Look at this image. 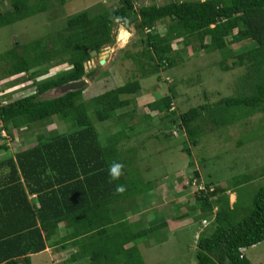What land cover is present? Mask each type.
Here are the masks:
<instances>
[{
  "label": "trees",
  "instance_id": "16d2710c",
  "mask_svg": "<svg viewBox=\"0 0 264 264\" xmlns=\"http://www.w3.org/2000/svg\"><path fill=\"white\" fill-rule=\"evenodd\" d=\"M4 1L9 6L6 10L1 9ZM48 10V0H0V28ZM159 22L166 24L164 34L152 32ZM117 23L146 33L141 51L142 57L147 58L145 62L129 49L125 50V58L140 64V77L159 73L160 67L174 66L177 60L172 55V43L178 39L186 46L193 40L198 41L199 51L221 52L220 67L224 71L237 66L247 69L239 94L223 96L178 114L173 106L176 93L170 87L169 94L150 104L163 115L160 121L161 126L164 125L161 127L164 137H170L176 129L185 136L186 142L198 145L205 131L204 122L222 127L238 120L246 122L250 115L264 112V0H184L139 7L134 0H118L116 6L98 14L82 10L71 15L66 26L53 34L15 44L0 55L9 65L3 78L29 72L36 90L14 100L0 96V133L5 131L14 138L22 127L29 129L56 122L63 130L39 134L36 140L42 143L19 152L17 163L11 158L0 162V264H33L31 254L46 249L62 221L86 226L82 230H72L66 235L68 239L88 233L101 237V241H96L95 236L93 239L87 236L92 240L87 245L91 259L85 264H146L140 242L166 225L128 230V222L122 217V202L117 210L120 215L116 214L118 219L114 220L105 215L110 207L104 195L101 194L97 201L90 200L87 195H73L77 184L85 181L90 184L92 175L100 178L102 193L107 190L106 181L108 188L113 187L111 194L116 203L125 199L126 193H138L140 188L139 192L144 191L142 179L130 169L131 159L118 148L128 137L123 122L126 115L118 111L131 103L125 95L141 91L140 79L108 88L90 99L84 97L86 87L53 98H41L45 92L64 83L93 76L97 68L87 71L86 64L105 46L115 42L113 29ZM230 44H240L242 49L233 53ZM230 57L235 58L231 64L228 63ZM53 62L67 63L69 68L40 80ZM90 111L102 123L118 119L120 130L102 141ZM237 144L240 146L241 140ZM184 147L192 157L190 147ZM113 162L124 166L123 175L110 182L108 169ZM194 173L200 183L199 171ZM255 178L244 174L237 177L236 185ZM120 185L126 189L123 194L116 193ZM32 194L37 195L36 201L30 200ZM195 197L196 219L215 215L212 225L198 236L196 264H255L244 251L264 241V186L254 193L249 213L239 220L241 200L238 197L231 205L229 195L214 182L207 183L206 190L196 192ZM77 200L81 202L79 208L75 205ZM113 222L112 234V227L107 228V225ZM125 243L132 245L124 249ZM74 257L75 260L83 258L79 254Z\"/></svg>",
  "mask_w": 264,
  "mask_h": 264
},
{
  "label": "rangeland",
  "instance_id": "374dc122",
  "mask_svg": "<svg viewBox=\"0 0 264 264\" xmlns=\"http://www.w3.org/2000/svg\"><path fill=\"white\" fill-rule=\"evenodd\" d=\"M134 1L135 5L139 7L152 3L160 5L171 1L184 0ZM117 3L118 0H48V11L0 28V55L14 47L15 44L29 43L36 38L63 29L66 26L67 19L82 10H89L91 15H94L116 6ZM7 8L9 6L4 1L1 9L6 10ZM155 31L164 34L166 32L165 22L157 23L152 32ZM113 33L115 34V42L105 46L99 55L86 64L87 71L94 67H103V70L98 69L100 74L95 73L93 76L86 78L89 81L84 86L86 87L84 90L86 99L99 95L108 88H115L118 85L126 84L130 80L139 78L144 93L150 92L147 87L152 88L151 91L153 94L155 93L153 99L169 94L170 87H173L176 93L173 106L178 114L205 102L212 103L223 96L237 95L241 92L240 86L247 71L246 67L237 66L233 70L224 71L220 67V61L223 58L222 53L219 51H199V42L194 40L189 46L184 45L180 39L174 40L172 55L177 60L176 64L172 67H160L159 73L143 79L140 77V64L133 62L131 58H125V50L129 49V52L145 62L147 58L146 56L142 57L141 51L145 46L142 40L146 38V33L144 35L133 26L128 28L118 23L115 24ZM122 35H125L123 39L121 38ZM229 47L233 50V53H237L242 49L240 44H230ZM101 59L105 60L104 64H100ZM234 59V57H230L228 63L231 64ZM3 60L0 58V77L2 78L0 80V96H5L7 100H14L34 93L36 88L29 79V72L3 78L5 70H8L9 67L8 61ZM68 68L67 63L53 62L49 72L39 79L49 78ZM58 87L45 92L41 95V98H53L63 94ZM134 96L138 95L135 94L132 97ZM137 99L141 100L143 104L148 101L147 95H140L136 98V101ZM146 107L148 110V105ZM89 113L95 126L100 127V130H102L106 122H99L91 111ZM152 113L163 116L156 109ZM244 122L238 120L231 125L222 127H213L212 123L204 122L205 131L200 136L198 145L186 142L185 136L178 133L176 129H174L176 133L172 131L170 137H164L162 129L164 125L159 128V131H161L159 134L153 133L145 149L140 150L141 154H148V159L154 165V169H151L152 173L167 176L172 171L175 173L178 168L182 169L184 165L186 166L185 170H178L177 175L175 174V177H179V187L175 186L174 188L179 190L174 197L171 198L168 191L167 194L164 192L161 195L150 196L149 200L151 202H162L159 207L161 210L158 211L159 214H165L168 219H176L175 212L177 211L173 208V203L177 202L179 208H188L197 203L195 195L198 188L194 186V183L195 180L197 182L198 177L193 173L194 170H198L200 173V184L206 185L209 182H214L216 187L223 188L225 194L229 195L231 205L239 197L242 206L238 209L237 220L249 213L248 209L252 204L254 193L264 186V112L254 113L246 119L245 124ZM118 125H115L116 129ZM166 127L167 131L168 126L166 125ZM22 128L17 130L16 136L19 138L17 143L33 141L37 133L48 135L51 131L63 130V126L58 125L57 122L42 127ZM109 131H112V128H109ZM107 135L102 130L100 139L105 140ZM2 139L5 138L2 137ZM7 140L12 142L10 138H7ZM239 140L242 142L240 146L237 144ZM137 142L138 140H136ZM158 145L163 149L155 153V148ZM185 145L190 147L192 157L185 151ZM133 166L139 170L137 164L131 165V170ZM244 174H251L256 178L249 183L236 185L237 177ZM180 183L183 184L181 188ZM140 202L142 201H138V203ZM217 208L216 206L214 212ZM178 211L180 210L178 209ZM147 216L149 220L154 215L148 212ZM214 216L199 220L194 216V221L189 219V226L183 229H179L178 221L175 220L172 221L173 224H170L168 229L154 230L152 237L149 235L143 239L146 240V243L141 250L146 264H196L198 236L212 225ZM203 219H207L206 224L203 223ZM177 220L183 221V218ZM161 232L164 235H161ZM163 236L165 237L163 238ZM244 253L253 263L264 264V241L246 248Z\"/></svg>",
  "mask_w": 264,
  "mask_h": 264
},
{
  "label": "crops",
  "instance_id": "0c3cea01",
  "mask_svg": "<svg viewBox=\"0 0 264 264\" xmlns=\"http://www.w3.org/2000/svg\"><path fill=\"white\" fill-rule=\"evenodd\" d=\"M96 68H97L96 73L98 74H100V71H98V69L103 70L102 69L103 67H100V68L96 67ZM146 77H149V76H146ZM146 77H141V78L144 79ZM140 82H141V79H140ZM118 86H121V85H118ZM141 87H142V84H141ZM147 89L150 90V92L144 93V91L141 89V91L139 92L140 94L136 93V95L138 96L132 97L135 94L125 95L124 97L131 100V103L128 106L118 111V114L121 113L122 115L124 114L126 115L123 122L125 126L127 127L126 132L128 134V137L124 138L119 143L118 148L122 151L124 156L129 157L131 159V165H135V164H137V166L139 165V170L135 169V167L133 166L132 171L136 173L139 178L142 179L144 183V186L142 188L144 189V191L139 192L141 189L140 188L138 193H134V194L126 193L127 196L125 199H123L124 201L122 200L116 203V201L113 200L114 195L111 194L113 192V187L110 186V188H108L109 186L106 181L107 190L105 189V193H102L103 189L100 186V182H101L100 178L92 175V178H91L92 180H90V184L88 185V183H85L86 181L83 184L81 183L77 184L78 186L74 188L73 190V195L74 194H76L77 196L87 195L90 197L89 198L90 200L94 199L95 201H97L98 198L100 199L101 194L102 196L104 195L103 198H105L107 202V206L110 207V210L107 211V214L105 215L106 217H110L114 220H115V217L118 219V216L116 214L119 213L117 212V210H118V207H120L119 204L122 202L121 206L123 210L121 211L124 214L122 215V217H124V220L128 222L129 228H126L128 230L129 229L138 230L141 228H153V227L156 228L158 225L166 223V225L163 228L156 229L158 231H161L163 229H168L169 225L173 224L172 221H175V220L176 222L178 221V224L180 226L179 229H183L184 227L189 226L188 224L189 219L194 221L195 219L194 216H196L198 213V210L195 209V204L191 205L188 208H179L178 207L179 205L177 202L173 203L172 206L177 211L175 212L176 219H173V218L168 219V216H165V214L158 213V211H161L159 207L160 205H162V202H151V200H149L150 196L158 195V194L161 195L164 192L165 194H167V191L169 193V196H171V198L174 197L178 193V190H179L177 188H174L175 186L179 187V184H178L179 177L178 176L175 177V174L178 172V170L179 171L185 170L186 166L184 165L182 169L178 168L177 172L175 173L172 171L171 174L167 176L164 174H158V173L154 174L151 171V169H154V165H152L151 161L148 159V156H147L148 154H145V153L141 154L140 150L145 149V146L147 145L148 140H150L149 138L152 137L153 133L159 134L161 132L159 131V128L162 127L161 121H160V115L158 114L154 115L152 113L154 109L150 107V104L155 102V100H158L160 97H158L157 99H153V95L155 93L153 94V92L151 91L152 90L151 87H147ZM140 95H144V96L147 95L148 101L146 102V104H143V102H141V100H138V99L136 101V98L140 97ZM147 105H148V110L146 107ZM116 122H118V119H116L115 121L114 120L106 121L105 125L102 128L103 132H105L108 135L117 133L120 130V125H118V128L116 129L115 125L119 124V122L118 123ZM96 128L99 134L100 133L102 134V130H100V127L96 126ZM109 128H112V131H109ZM39 134H43V133L35 134L36 137ZM108 135L106 136V138L108 137ZM2 137H4L5 139H2ZM36 137H34L35 140L29 141L27 143H24V142L17 143L19 139L17 136L13 138L12 136L5 135L3 132L0 133V162L4 159L11 158L17 163L16 156L19 152L23 150H27L31 148L32 146L42 143V142L37 141ZM7 138L12 139V142L8 141ZM136 140H138L137 143H136ZM161 149L163 148H161L158 145L155 148V153H158L159 151H161ZM152 152L154 153V151ZM93 177H94V180H93ZM84 178L85 177L82 175L81 180L84 181L85 180ZM102 184H103V181H102ZM181 186H183L182 183H180V188ZM71 193L72 192L70 191V195ZM109 194L111 195L110 196L111 202H110ZM36 197H37L36 194L29 195V198L31 201L33 200L36 201ZM138 201H142V202L138 203ZM174 201L175 200L173 199V202ZM80 203L81 202L77 200L75 205L76 204L79 205L77 206L79 208L81 207ZM178 209L180 211H178ZM148 212L154 215L153 218L149 220L147 216ZM136 216L137 218H135ZM179 218H183V221L177 220ZM114 225H115L114 222L111 225H107V228L109 226L112 227L110 228L112 230V234L114 232ZM58 227H59L58 233L55 234L51 238V241H48L46 249L38 253L31 254L32 263L33 264H85L86 261L90 260L91 251L88 248V246L90 243H92V240H89L87 236L90 235L89 238L93 239L95 236L93 235L94 233H88L85 235L79 234V237H76V239H68L66 235L70 234L72 230L73 231L82 230V228H86V226L79 225L77 222L75 224H72L70 221H62ZM97 228L98 226H95V229ZM161 235H164V234L161 232ZM151 237H152V234H151ZM164 237L165 236H163V238ZM95 238H97L96 241H101V237L95 236ZM145 243H146V240H143L140 242L139 245L142 247L145 245ZM96 244H98V242H96ZM131 245L132 243H127V244L125 243L124 249L129 248ZM82 246L84 247L82 248ZM78 254L80 255V257L85 258V260H82L83 258L79 260H75L76 257L74 256Z\"/></svg>",
  "mask_w": 264,
  "mask_h": 264
},
{
  "label": "clouds",
  "instance_id": "9594fccd",
  "mask_svg": "<svg viewBox=\"0 0 264 264\" xmlns=\"http://www.w3.org/2000/svg\"><path fill=\"white\" fill-rule=\"evenodd\" d=\"M123 167L124 166L118 162H113L109 166L108 175H109L110 182L114 180H118L121 177V175H123ZM125 190H126L125 187L123 185H120L116 188V193L123 194Z\"/></svg>",
  "mask_w": 264,
  "mask_h": 264
},
{
  "label": "water",
  "instance_id": "95a60500",
  "mask_svg": "<svg viewBox=\"0 0 264 264\" xmlns=\"http://www.w3.org/2000/svg\"><path fill=\"white\" fill-rule=\"evenodd\" d=\"M117 46V45H116ZM105 60L101 59L100 64H104ZM89 83V81L86 78H82L80 80L71 81L67 84H64L63 86H59L58 88L64 93L68 91H73L77 89H81L84 86H86Z\"/></svg>",
  "mask_w": 264,
  "mask_h": 264
},
{
  "label": "built area",
  "instance_id": "2783aa9c",
  "mask_svg": "<svg viewBox=\"0 0 264 264\" xmlns=\"http://www.w3.org/2000/svg\"><path fill=\"white\" fill-rule=\"evenodd\" d=\"M6 102V101H5ZM3 133L5 134V135H7V133L5 132V131H3ZM194 186H197V190H196V192H201V191H203V190H206V185H203V183H198V180H197V182H196V180H195V183H194ZM213 190V189H212ZM203 223L204 224H206L207 223V219H204L203 220Z\"/></svg>",
  "mask_w": 264,
  "mask_h": 264
},
{
  "label": "bare ground",
  "instance_id": "6f19581e",
  "mask_svg": "<svg viewBox=\"0 0 264 264\" xmlns=\"http://www.w3.org/2000/svg\"><path fill=\"white\" fill-rule=\"evenodd\" d=\"M122 33H124V32H122ZM124 37H125V35H122V36H121L122 39H123Z\"/></svg>",
  "mask_w": 264,
  "mask_h": 264
}]
</instances>
